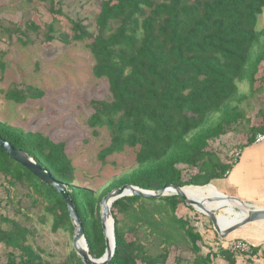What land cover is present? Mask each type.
Here are the masks:
<instances>
[{
    "label": "trees",
    "instance_id": "1",
    "mask_svg": "<svg viewBox=\"0 0 264 264\" xmlns=\"http://www.w3.org/2000/svg\"><path fill=\"white\" fill-rule=\"evenodd\" d=\"M50 3L53 10L55 1ZM263 11L264 0H100L95 31L81 20L71 19V39H91L88 47L95 60L93 74L107 79L111 93V100H92L93 112L87 120L94 134L101 127L110 134V143L98 157L104 161L126 147L137 148L136 166L98 194L75 184V167L65 142L1 122L0 135L67 187L92 258H100L106 249L100 202L111 190L123 184L149 190L165 184L212 190L204 185L220 182L232 168L235 162L222 160L208 146L213 139L250 121L242 104L250 94L262 90L255 85L264 61V23L258 27ZM30 25L38 29L34 22ZM54 28L53 22L47 25L46 39H54ZM60 37L65 44L70 42L65 33ZM4 67L0 60V70ZM242 82L248 83V93L240 92ZM42 94L40 89L27 86L9 89L5 97L21 104ZM248 131L238 151L252 144L258 133L264 134V120ZM180 164L195 172L184 180ZM0 173L11 185L27 184L46 202L44 209L53 217L52 231L67 227L74 234L62 195L1 147ZM181 204L192 209L176 194L115 200L111 214L116 243L106 264H166L170 248L178 242L188 245L194 254L193 264H213L217 257L227 264H239L237 255L226 245L217 252L202 253L199 242L203 237L189 218L178 214ZM1 222L9 224L7 228L0 225V243L11 248L5 264H43L38 250L27 243L29 228L7 216H2ZM143 233L157 241V251L144 244ZM259 250L251 245V253L244 254L247 261ZM175 260L180 264L181 257ZM68 264H85L74 248Z\"/></svg>",
    "mask_w": 264,
    "mask_h": 264
},
{
    "label": "rangeland",
    "instance_id": "2",
    "mask_svg": "<svg viewBox=\"0 0 264 264\" xmlns=\"http://www.w3.org/2000/svg\"><path fill=\"white\" fill-rule=\"evenodd\" d=\"M54 1V9L51 10V0H0V60L5 65L4 70H0V122L25 131L41 132L55 142H65L66 153L75 167V184L99 194L109 182L136 166L137 148L126 147L119 153L107 156L104 161L100 160L98 153L110 143V134L105 127L97 128V134H94L87 122L93 112L92 100H111V93L107 79L97 78L93 74L95 60L88 47L91 39H71V19L81 20L90 31H95V16L99 12L100 0ZM30 22H34L38 29L32 27ZM50 22L55 26L51 33L53 40L45 37ZM263 23L264 11L258 27ZM8 28L11 31H2ZM62 33L69 36V43L61 41ZM260 67L258 84L264 89V62ZM27 86L40 89L42 96L29 97L21 104L5 97L9 89H24ZM239 87L240 92L248 93L247 82L239 83ZM259 93L248 96L244 102L247 105L246 113L251 117L259 116L257 109L264 100L263 92ZM260 122L251 119L244 121L239 127L210 141L208 149L217 152L222 160L234 162L238 144L245 141L248 128ZM178 167L182 169L184 180L195 172L194 168L182 164ZM214 184L223 192L222 181ZM250 204L264 207L261 201ZM45 205L46 202L33 194L27 184L11 185L0 173V225L9 227L8 223L1 222V217L7 216L29 228L31 233L27 243L38 250L43 264H68L75 232L72 234L67 227L52 231L53 217L45 211ZM223 210L219 208L213 211L220 214ZM178 214L189 218L201 233L203 241L199 244L203 254L210 250L217 252L218 248L238 238L247 240L252 246L264 247V221L248 223L222 238L210 218L194 207L190 209L181 204ZM127 237L131 238L132 233L128 232ZM142 240L149 250H158L157 241L152 236L143 233ZM10 250L0 243V264L6 263ZM236 255L239 261L246 260L244 254ZM177 257H181L180 264H193L194 254L183 242L170 248L166 264H176ZM213 264L227 262L217 257Z\"/></svg>",
    "mask_w": 264,
    "mask_h": 264
},
{
    "label": "water",
    "instance_id": "3",
    "mask_svg": "<svg viewBox=\"0 0 264 264\" xmlns=\"http://www.w3.org/2000/svg\"><path fill=\"white\" fill-rule=\"evenodd\" d=\"M0 147L3 148L7 155L14 161L21 164L24 168L28 169L33 175H35L41 182L53 187L64 198L69 217L74 226L75 235L73 238V248L82 257L85 264H106L113 256L115 250V235H114V220L111 214L112 203L123 197L137 195L145 198H160L168 194H176L181 197L184 202L197 211L206 214L216 232L222 237L226 238L227 235L234 230L253 222L264 221V207H256L253 204L243 201L242 199L233 195H222V197L229 200L239 201L246 209L244 216L235 223L221 228L218 222V214L216 211H211L204 205L203 201L189 198L184 192L185 187L192 185L178 186L175 184H165L163 187L157 190L143 189L132 184H123L122 186L111 190L101 200V221L106 238V249L104 254L100 258H92L88 253L87 242L84 236L83 224L80 216L77 212L75 204L69 194L67 193V187L54 178L52 174L38 164L28 153L22 149L16 148L10 141L6 140L0 135ZM207 185H211L210 183ZM206 186V185H204ZM203 187V186H195Z\"/></svg>",
    "mask_w": 264,
    "mask_h": 264
},
{
    "label": "crops",
    "instance_id": "4",
    "mask_svg": "<svg viewBox=\"0 0 264 264\" xmlns=\"http://www.w3.org/2000/svg\"><path fill=\"white\" fill-rule=\"evenodd\" d=\"M258 86L259 84L257 82L255 88ZM259 88L261 89L262 87L259 86ZM258 92L261 94L263 92L264 94V89L262 88V90L256 91L254 94H258ZM249 96H251V94ZM244 105L243 103L242 106L246 108L247 105ZM257 113L259 116L255 115L251 117L248 113H246V116L255 121L264 120V100L261 105L259 104ZM239 152L238 160L233 164L229 173L221 180L225 189L222 190L226 194L236 196L245 202H264V139L260 142L254 141L252 144L244 146ZM213 185V192L224 194L215 184ZM234 234L235 233H233V235ZM263 250L264 247L260 248L258 253L253 255L248 261V257H245L246 260L244 262L239 261L237 257V261L239 264H264V257L262 256Z\"/></svg>",
    "mask_w": 264,
    "mask_h": 264
},
{
    "label": "bare ground",
    "instance_id": "5",
    "mask_svg": "<svg viewBox=\"0 0 264 264\" xmlns=\"http://www.w3.org/2000/svg\"><path fill=\"white\" fill-rule=\"evenodd\" d=\"M183 190L189 198L203 201L206 208L211 211L223 208V213L218 214V222L222 229L240 220L247 212L239 201L229 200L219 193L193 186L185 187Z\"/></svg>",
    "mask_w": 264,
    "mask_h": 264
},
{
    "label": "built area",
    "instance_id": "6",
    "mask_svg": "<svg viewBox=\"0 0 264 264\" xmlns=\"http://www.w3.org/2000/svg\"><path fill=\"white\" fill-rule=\"evenodd\" d=\"M264 139V134L262 133H258L255 137V142H260ZM239 151L236 152L237 157L234 159V162H236L238 156H239ZM233 162V163H234ZM229 173V171L226 172V175ZM226 248L228 250H230L231 252L235 253V254H247V253H251V244L242 238H238V239H233L230 242H228L226 244Z\"/></svg>",
    "mask_w": 264,
    "mask_h": 264
}]
</instances>
